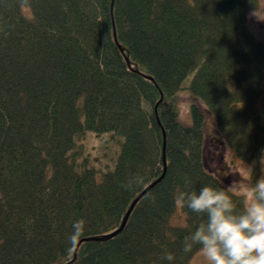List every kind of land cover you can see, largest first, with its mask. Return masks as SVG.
Returning a JSON list of instances; mask_svg holds the SVG:
<instances>
[{
  "label": "trees",
  "instance_id": "trees-1",
  "mask_svg": "<svg viewBox=\"0 0 264 264\" xmlns=\"http://www.w3.org/2000/svg\"><path fill=\"white\" fill-rule=\"evenodd\" d=\"M112 3L0 0V264H168L166 252L190 264L198 251L182 243L202 217L183 209L172 226L175 193L186 177L197 191L228 186L205 165L202 106L220 134L257 132L250 185L264 174V42L248 25L259 0ZM89 134L123 139L113 169L86 155ZM134 175L146 186L123 187ZM158 181L121 234L90 241Z\"/></svg>",
  "mask_w": 264,
  "mask_h": 264
},
{
  "label": "clouds",
  "instance_id": "clouds-1",
  "mask_svg": "<svg viewBox=\"0 0 264 264\" xmlns=\"http://www.w3.org/2000/svg\"><path fill=\"white\" fill-rule=\"evenodd\" d=\"M264 167V156L260 159ZM255 163L248 165L246 173L251 177ZM147 177L134 175L123 187L135 191L146 186ZM242 195L243 204L235 201ZM149 197L154 202L155 197ZM174 203L202 217L197 228L184 237L182 252L192 253L194 248L202 258V264H264V174L254 184H237L218 189L203 186L191 188L185 178V188L175 193ZM84 232V221H77L71 239L75 242ZM163 260L173 264L174 255L164 253Z\"/></svg>",
  "mask_w": 264,
  "mask_h": 264
},
{
  "label": "rangeland",
  "instance_id": "rangeland-1",
  "mask_svg": "<svg viewBox=\"0 0 264 264\" xmlns=\"http://www.w3.org/2000/svg\"><path fill=\"white\" fill-rule=\"evenodd\" d=\"M248 25L250 32L258 40L264 42V0H259L258 9L249 15ZM180 102V120L185 125H191L189 95L183 93ZM202 110L205 119L204 160L206 167L210 172L226 179L227 185L232 182L250 185L251 177L246 173V168L248 165H252L257 157V132L252 127H248L242 131L220 134L213 117L205 110L204 106H202ZM86 139V155L90 156L93 162L98 160L100 165L113 169L121 151L123 139L112 138L111 141L108 136L99 138L93 134H89ZM246 161H250V163ZM260 173H258L257 179L263 174V172ZM238 196L242 197V195ZM185 222V213L177 207L170 224L174 227H184ZM190 264H202L199 254H196Z\"/></svg>",
  "mask_w": 264,
  "mask_h": 264
},
{
  "label": "water",
  "instance_id": "water-1",
  "mask_svg": "<svg viewBox=\"0 0 264 264\" xmlns=\"http://www.w3.org/2000/svg\"><path fill=\"white\" fill-rule=\"evenodd\" d=\"M113 7H114V0H113V3H112V6H111L112 10H113ZM115 40H116V34H115ZM165 150H166V143L164 142L163 163H164V165H165V169H166V155H165ZM158 183H159V181H158L157 183L153 184L152 186H150L149 188H147V189L144 191V193L134 201V203L132 204V206H131V208L129 209L128 213L126 214V217L124 218V221H123V223H122L121 228H120L118 231H116L115 233H113V234H111V235H108V236L102 237V238H100V239H93V240H90V241H101V242H105V241H108V240H110V239H113V238L117 237L119 234H121V233L123 232V230L125 229V227H126L128 221H129V218H130L132 212L134 211L136 205H137V204L139 203V201L143 198V196H144L145 194H147L148 192H150V191H151V190H152V189H153ZM77 250H78V249H77ZM77 250H76V252H75L74 261L76 260Z\"/></svg>",
  "mask_w": 264,
  "mask_h": 264
}]
</instances>
